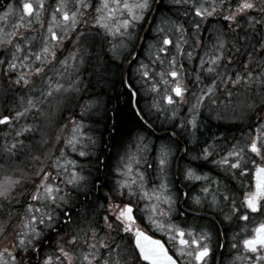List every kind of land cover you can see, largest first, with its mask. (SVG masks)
Wrapping results in <instances>:
<instances>
[{"label":"snow or ice","instance_id":"snow-or-ice-1","mask_svg":"<svg viewBox=\"0 0 264 264\" xmlns=\"http://www.w3.org/2000/svg\"><path fill=\"white\" fill-rule=\"evenodd\" d=\"M49 7L46 0L0 4L7 129L0 264H209L226 247L229 227L239 231L227 244V264H264V0H55ZM133 64L154 94L145 107L140 81L128 72ZM110 73L143 128H152L145 117L155 111L185 136L184 146L177 131L165 128L155 139L137 131L110 168L96 152L101 102L93 91ZM181 105H190L184 116ZM205 109L218 121H250L247 133L227 146L216 136L201 141ZM120 124L105 129L114 138ZM174 162L182 184L173 183ZM209 164L216 176L204 171ZM140 201L171 252L140 226Z\"/></svg>","mask_w":264,"mask_h":264},{"label":"flooded vegetation","instance_id":"flooded-vegetation-1","mask_svg":"<svg viewBox=\"0 0 264 264\" xmlns=\"http://www.w3.org/2000/svg\"><path fill=\"white\" fill-rule=\"evenodd\" d=\"M54 1L55 0H46V4L47 5H52L54 3ZM8 2H9V0H0V4H3L5 6H6V4ZM17 3H18V0H17ZM147 27H148V25L145 24L144 30L141 29V30H143L142 33H141L142 35L144 34V31H146ZM144 43H145L144 41H138L137 42V44H144ZM138 49L140 50V52H142V50L140 48H137L135 50L138 52ZM133 66H134V64L132 65V68H133ZM124 68L125 69L127 68V64L126 63L124 65ZM131 70L132 69H129L128 72L131 73ZM109 75L111 76V74H109ZM114 79L115 78H111L110 80H108V82H111ZM98 84H102V82H100ZM93 91L96 94L100 93L101 88H99V87L95 88V89H93ZM119 93L120 94L121 93H125L126 96L128 97L126 89L122 88L121 86H120ZM118 96L119 95H116L117 99H118ZM112 106H113V109H114L115 106L114 105H112ZM113 109L111 111L112 115L110 117H113V115H114ZM148 120L152 124V128L149 129V136L150 137L155 139L156 136L165 135L164 129L167 128L169 133L171 131H177L178 132V137L177 138L179 140V143H180V145L182 147L184 146L185 136L184 135H180L179 134V130L172 129L170 126H167L166 124H163V123H162L161 126H158L159 122L157 123L156 120L153 117L149 118ZM111 121L113 122V119ZM201 121H202V126L200 128V131L197 133V135L200 137L201 141H203L204 139H209L210 140V138L212 136H216V137L220 138V143L225 144L226 146H227V144H229L231 142H234L237 139H240L241 136L244 133H247V131H248L247 125H248V123H250V121H247V120H245L243 122H240V121H235L234 122V121H231V120L218 121V120H215L213 118H209L207 116V110L206 109L204 110V115L201 117ZM251 123H253V126H254V122H251ZM99 132L101 133V130H99ZM105 132H106V129L103 132L102 136L99 135V137L101 139V142H100V145H99V147L97 149V153L98 154L103 153V155L107 156V158L113 159L116 156L115 155L116 152L121 148L122 142L120 144H117V143L114 144V143H110V142L106 141L105 140V135H104ZM201 133H203V135H201ZM224 137H227V141L224 140ZM187 147L191 149L192 145H188ZM195 154H196L195 151L190 152L189 156L184 157L183 160L179 161V164L182 166L184 164L189 163L190 156L191 155H195ZM181 155H183V153H177V156H181ZM197 163H199V162H197ZM176 168H177V165L174 162L173 163V167H172L173 183L174 184H182L183 183L182 176H179V175L176 174ZM204 171H211L212 175L216 176V174H217V172L219 170L213 168V166L209 164L204 169ZM221 178H223L222 174H221ZM225 182H227V181H225ZM249 183H251L250 180H248V179L244 180V184L245 185H247ZM200 186H201V182H196L197 189ZM239 188H240V184L237 183L236 184V189H239ZM236 189H234V191ZM185 207H188V205H185ZM138 209H139V205H138ZM142 214L143 213L140 211V209L136 211V215L138 217L141 216ZM203 214H205V213H201L199 211H197V213H196L197 216H200V215H203ZM188 219H189V221H191L192 217H189ZM253 219L258 220L259 217H254ZM140 226L149 235H153L155 239H160L162 242H165V246L169 248L170 252L172 251L171 243L168 241V236L165 233H162V232L156 230L151 225V223L149 221H146L145 218L143 219V221H142ZM243 226H244V223L241 222L240 227H243ZM248 226L251 227L252 225L249 224ZM233 231H239V229L238 228L229 227L228 235L223 237V242L226 243V247L222 248V249H216L215 250V254L209 258V264H227V261L231 258L230 255H229V248L227 247V244L230 242V237H231V234H232ZM145 264H148V263L145 262Z\"/></svg>","mask_w":264,"mask_h":264},{"label":"rangeland","instance_id":"rangeland-1","mask_svg":"<svg viewBox=\"0 0 264 264\" xmlns=\"http://www.w3.org/2000/svg\"><path fill=\"white\" fill-rule=\"evenodd\" d=\"M54 3H55V1H54ZM54 3L52 5H54ZM46 8H48V11L51 10L50 7H49V5H47V4H46ZM35 27L37 29H39V25H35ZM143 30H141V33H142ZM33 34H35V33H33ZM205 37L207 38V34L206 33H205ZM38 44H39V37L37 39V46H38ZM144 44H145V47H146V42ZM66 54L67 53L65 52V55ZM144 58H145L144 57V53L142 51L141 56H140V59H144ZM145 62L147 63V60H145ZM117 63H119V62H117ZM196 63H198V61H195L194 62V64H196ZM194 64L193 65H188L187 67L189 69H191V67H193ZM136 67H137V64H134L132 70H134ZM124 69L125 68L123 67L121 69V71L123 72ZM132 70H131V74L133 76V81L134 82L137 81V80L140 81V83H137L136 84V87L141 89V95H142V99L140 101L139 107H145L146 105L151 104V102L153 100V97H154V94L151 93V92H146L144 90L147 87V85L145 84L144 80L141 79L139 73H135ZM150 70H151V66H150ZM160 70L161 69L159 67H156L155 68V71L156 72H159ZM111 78H115V79L113 81H111V82L102 81V84H98V83L95 84L96 85L95 88H98V87L101 88L100 93H97V96L100 99V102L101 103H100V108L98 110L99 116L97 118V124H96V127L99 130H101V133L98 131L97 134H96L97 137H99V135H101V136L103 135V132L105 131V124L109 123V120H110V119L105 120V118H104V116H105L104 109L105 108L107 109V116L110 117L112 115V113H111V111L113 109V106L112 105L115 106V108L113 109V112H114L115 109H116V103L119 102L118 99H117V97H116V95H119V90L117 89V87H119V84H120L119 83V76L118 75H112L111 74ZM189 79H191V75H189ZM189 87H190V89L192 91H195L196 90L195 87H193L191 84L189 85ZM189 106L190 105H181V107H180V115L181 116H184V115L187 114V109H188ZM2 110H3L2 107H0V111H2ZM170 112H171V108H169L168 113H165L164 115H168V114H170ZM5 114H7V113H5ZM157 115L158 114L155 111H153L152 113H150L146 117L148 119L151 118V117H153L156 120L157 123L159 122L158 126H161L162 123L163 124H166L167 126H169V124L167 123V121L164 119V116H161L158 119L157 118ZM31 119H32L31 117H28V121L29 122H31ZM23 122L24 121H21L20 123H23ZM4 131H7V129L4 126L0 125V136H2V134H3ZM139 131H145L146 134L149 135V129H142V130H139ZM135 133H133L132 135H134ZM99 139H100V137H99ZM100 141H101V139H100ZM128 141H129V139L126 142H128ZM99 145H100V142L96 146V152H97V149H98ZM121 152H122V145H121V148L116 152V154H115L116 156L113 159L107 158V163H108V165H109L110 168L115 167V165H116V163L118 161V153H121ZM82 162H86V161H82ZM144 203H145V201H140L139 202V209L144 214L146 221H148L147 218H146L147 213L142 211L144 209Z\"/></svg>","mask_w":264,"mask_h":264},{"label":"trees","instance_id":"trees-1","mask_svg":"<svg viewBox=\"0 0 264 264\" xmlns=\"http://www.w3.org/2000/svg\"><path fill=\"white\" fill-rule=\"evenodd\" d=\"M120 86L121 85L119 84V87H117L118 90H120ZM118 101L119 102L116 103V109L112 117L113 122L111 119L107 124L110 128L117 118L120 119L121 124L118 131L114 134V138L113 135H110V131L106 130L105 140L114 144H120L122 142L123 145L133 133L145 128H143L141 122L138 121L137 117L133 114L131 108L129 107L128 97L125 93H119ZM145 119L148 118L145 117Z\"/></svg>","mask_w":264,"mask_h":264}]
</instances>
